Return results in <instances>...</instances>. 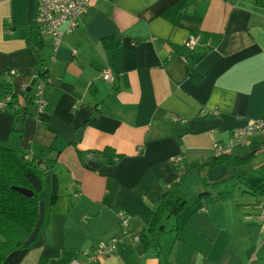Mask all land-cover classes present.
<instances>
[{"label": "crops", "instance_id": "1", "mask_svg": "<svg viewBox=\"0 0 264 264\" xmlns=\"http://www.w3.org/2000/svg\"><path fill=\"white\" fill-rule=\"evenodd\" d=\"M34 20L35 0L0 2V87L13 69L11 89L27 111L21 126V115L0 112V144L28 162L54 163L59 199L46 236L61 252L50 264L87 262L86 251L121 234L122 214L151 246L126 242L96 264H264V222L256 208L264 197L263 138L231 153L253 154L248 164L217 166L191 177L185 194L174 191L189 202L177 225L165 215L164 231L148 233L151 212L180 169H196L216 156L215 142L264 119V6L258 0H93L57 50L43 35L39 53L28 44ZM192 36L200 46L189 52ZM106 38L118 42L115 53L105 48ZM109 69L112 82L103 78ZM45 72L51 81L39 121L31 89L34 76ZM108 147L122 158L87 170L84 162ZM193 183L198 188L191 194ZM203 192L209 194L199 198ZM41 253L30 251L21 264H38Z\"/></svg>", "mask_w": 264, "mask_h": 264}, {"label": "trees", "instance_id": "2", "mask_svg": "<svg viewBox=\"0 0 264 264\" xmlns=\"http://www.w3.org/2000/svg\"><path fill=\"white\" fill-rule=\"evenodd\" d=\"M258 5L263 7L264 0H258ZM42 33L34 22L28 44L36 53L44 49L45 43ZM103 44L106 49L113 53L118 49V42L112 38L104 39ZM190 77L196 83L201 82V78L193 71ZM5 94L7 97L10 95L13 100L8 102L7 108L0 112L9 113L11 117L27 113L25 107H21L22 104L18 95L12 91L11 84L0 87V97ZM96 154H99L102 160L94 159L93 156ZM121 158L122 155L108 147L102 151L94 152L92 157L84 162V166L87 170L98 172L104 165H114ZM252 158L253 154L243 158L232 155L214 156L198 165L196 169L191 168L180 172L178 180L167 187L152 210L148 233L155 236L164 231L162 220L165 215L169 218H180L189 202L182 200V198H176L174 191L186 185L191 177L200 176L207 170L220 165L243 166L248 164ZM41 163H43V169L40 171L38 166ZM39 165L28 162L25 156L17 150L9 149V147L0 144V264H21L30 251L38 248H42L38 264H50L51 259L60 255L61 249L49 245L46 236L54 208L59 199L60 186L57 173L54 171L53 162H39ZM16 188H25L33 192V196H26ZM208 194V192H203L199 198ZM41 201L45 205L42 225H40L35 239L30 244L25 245L26 239L32 234L39 218L38 212ZM140 237V243L144 249H148L151 246V241L145 234L140 235Z\"/></svg>", "mask_w": 264, "mask_h": 264}, {"label": "built area", "instance_id": "3", "mask_svg": "<svg viewBox=\"0 0 264 264\" xmlns=\"http://www.w3.org/2000/svg\"><path fill=\"white\" fill-rule=\"evenodd\" d=\"M11 1V0H0ZM93 0H35V20L34 22L40 28L42 34L48 36L53 40L54 47L57 50L60 46L64 36L72 33L79 28L82 20L89 13ZM200 46V37L192 36L187 39L185 48L189 52H193ZM9 84H11V77L16 75V72L12 69L8 71ZM103 78L106 81L112 82L114 75L109 69L103 74ZM51 79L46 74H40L34 76V82L32 85V98L30 102L36 105L37 114L36 117L39 121L47 110V101L45 100V90L49 85ZM10 95L5 94L0 97V111L7 108L8 102L12 101ZM17 106V105H16ZM15 106V107H16ZM255 137L264 139V119L251 120L249 123L241 128H235L232 130L231 137L226 143L215 142L214 150L216 156L231 155L233 150L238 146L247 145L250 140ZM180 157H173L172 162L178 168ZM183 170L180 169L179 173ZM78 197V195H76ZM256 208L259 211V218L264 222V204H256ZM119 227L121 234L119 236L111 238L109 241L101 242L93 250V252L86 251L84 255L87 257V262H81L74 260L73 264H96L99 257L111 256L119 252V248L124 243L139 244L140 235H136L131 231L130 219L125 214L120 216ZM264 234V224L262 228Z\"/></svg>", "mask_w": 264, "mask_h": 264}, {"label": "water", "instance_id": "4", "mask_svg": "<svg viewBox=\"0 0 264 264\" xmlns=\"http://www.w3.org/2000/svg\"><path fill=\"white\" fill-rule=\"evenodd\" d=\"M23 115H21L20 119H19V122H18V126H21L22 124V121H23ZM80 136V132L78 134V137ZM18 191H20L21 193H23L24 195L26 196H29V197H32L33 196V192L31 191H28L26 190L25 188L22 189V188H16ZM39 218L37 220V223H36V226L32 232V234L30 235V237L28 239H26L25 241V245H28L30 244L36 237L37 233L39 232V229H40V225H42V222H43V217H44V214H45V205H44V202L41 201L40 203V208H39Z\"/></svg>", "mask_w": 264, "mask_h": 264}, {"label": "rangeland", "instance_id": "5", "mask_svg": "<svg viewBox=\"0 0 264 264\" xmlns=\"http://www.w3.org/2000/svg\"><path fill=\"white\" fill-rule=\"evenodd\" d=\"M187 188H190V187H189V185L186 183V185H184L183 187L179 188V189L177 190V193L175 192V194H179V195L181 196L182 194H185V190H186ZM197 188H198V184L193 183V186H192V190H193V191H192L191 194H194ZM180 193H181V194H180ZM175 196H177V195H175ZM258 196H260V195H258ZM258 200L260 201V202H259L260 204H262V203H261L262 201H263V203H264V197H260ZM170 223H171V224L173 223V225L175 224V226H176V225H177V218H176V219L172 218V220L170 221Z\"/></svg>", "mask_w": 264, "mask_h": 264}]
</instances>
